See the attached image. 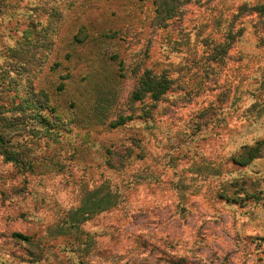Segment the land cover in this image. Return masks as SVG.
<instances>
[{"label": "rangeland", "instance_id": "1", "mask_svg": "<svg viewBox=\"0 0 264 264\" xmlns=\"http://www.w3.org/2000/svg\"><path fill=\"white\" fill-rule=\"evenodd\" d=\"M257 4L264 0H201L158 28L150 24L153 0H82L68 24L87 27V39L74 44L80 28H66L40 73L52 37L41 28L39 66L11 71L2 98L26 94L45 108L48 97L59 133L35 143L24 160L32 172L0 157V264H264V15L250 11ZM31 13L17 12L4 36ZM14 42L0 40V62ZM227 42L231 50L214 59L212 48ZM146 67L169 75L173 89L130 107L133 120L113 127L132 116L129 95ZM26 118L33 122L32 113ZM108 150L125 155L113 156L118 162L128 158L124 168L106 164ZM258 150L261 158L243 164ZM101 201L104 212L94 208ZM83 204L90 213L78 217L80 230L69 227Z\"/></svg>", "mask_w": 264, "mask_h": 264}, {"label": "trees", "instance_id": "2", "mask_svg": "<svg viewBox=\"0 0 264 264\" xmlns=\"http://www.w3.org/2000/svg\"><path fill=\"white\" fill-rule=\"evenodd\" d=\"M80 1L82 0H73L72 2H67L66 0H0V40L15 39L12 46L3 49V51H5V58L4 60L1 59L3 61L0 62V157L7 163L21 166L26 172H32L35 168L33 161L28 162V164L24 163L27 162L24 160L33 155L32 148L36 146L35 143L41 142L44 139H53L54 136L57 137L56 135L59 133V128L55 126V124H52L48 116L51 113L55 114V117L56 114H59L55 107L50 106L51 103L48 97H46L47 107L41 108L34 98L27 100L26 94H19L16 92L11 102L6 98H2V96L10 91L9 86H12L14 82L11 80V71H23V73H27L35 67V65H37V67L39 66V64H37L38 58L43 53L44 48H46L44 42L41 40V28L44 27V31L51 32L52 37L46 39L47 45L49 46V53H47L46 57L42 60L40 73L50 62V52L52 56V51L55 46L54 41L64 34L63 32L66 28V31L69 33H73L80 28V36L72 35L71 39H74V44H83L88 36L87 27H77L78 22L68 24L70 15L77 10ZM193 2L197 3L201 2V0H153L154 13L150 24L158 28L167 27L170 22L181 15L182 9L185 6ZM24 9L28 12L32 11L31 15L25 19L24 22H20V25H17L14 31L12 28V35L10 36L11 32H9V35H7L9 39L6 38L4 36V29L8 28V26H12L16 13ZM91 9L94 10L95 6ZM250 9H253L250 10L252 13L256 12L264 15V4H257ZM239 13L240 11L236 16H238ZM7 21L9 25L6 24ZM43 21H45L44 24L42 23ZM48 26L52 27V29L50 28L48 30ZM230 43L227 42V44L220 45L219 47H213L212 54L214 59L220 60L221 56L226 55L232 48ZM173 81L174 80H172L169 75L158 74L152 68H143L141 74H139L138 83L129 95V108L136 106L138 103H144L147 99L153 100L155 103L160 102L163 97L173 89L175 85ZM32 88V93H30V95L35 91ZM131 108L130 114L132 116L120 117V120L112 124V126L118 128L126 125L128 121L133 120L134 112L132 110L133 108ZM27 113H32L33 122H27ZM17 115L21 116L17 118ZM259 153L260 150H258V153L255 152L253 156L248 158L243 164L250 166L255 160L261 158V154ZM115 155L121 158L125 157L123 153L116 154V152L114 153L108 150L106 164L110 165L111 168H124L128 158L124 160L119 159L118 162V160L116 161L113 158ZM229 199L230 198H227V200ZM100 205H102V207H100ZM94 208L99 212H104L106 210L103 201L96 203ZM89 213L87 205L83 204L75 212L69 214L67 225L80 230V225H82L83 222L81 223L78 217L81 215L82 217H86ZM88 218H84V220H88ZM13 237L29 245L35 243L32 237L22 233H15ZM185 261L186 259L180 262L184 264Z\"/></svg>", "mask_w": 264, "mask_h": 264}]
</instances>
